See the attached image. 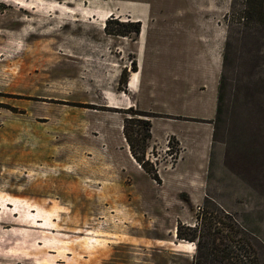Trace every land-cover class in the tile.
Wrapping results in <instances>:
<instances>
[{"label":"rangeland","instance_id":"rangeland-1","mask_svg":"<svg viewBox=\"0 0 264 264\" xmlns=\"http://www.w3.org/2000/svg\"><path fill=\"white\" fill-rule=\"evenodd\" d=\"M130 1L151 15L136 84L133 53L118 83L107 49L133 48L132 25L108 17ZM229 1L0 0V264H192L174 226L188 233L206 204L264 264V98L235 80L215 115ZM106 20L126 37H95Z\"/></svg>","mask_w":264,"mask_h":264},{"label":"trees","instance_id":"trees-1","mask_svg":"<svg viewBox=\"0 0 264 264\" xmlns=\"http://www.w3.org/2000/svg\"><path fill=\"white\" fill-rule=\"evenodd\" d=\"M226 33L221 50V69L216 86L215 115L221 109L223 95L227 88L233 87V81L245 85L251 82L253 94L257 98H264V0H230L229 9L224 14ZM103 25L105 32H110ZM122 24H131L135 35L139 31V21H122ZM125 35V31L116 32ZM130 70L135 72L136 63L130 61ZM247 68L244 76L241 70ZM237 75V79L233 75ZM127 69L121 68L118 83L124 81ZM117 89L125 90L118 84ZM123 111H132L139 115H149L148 110L133 108L131 105L122 108ZM140 119L143 130L140 139L143 143L150 137V122ZM123 134L127 139L132 157L140 167L153 179L158 180L156 168L147 165L142 156L138 155L125 125ZM177 140L174 135H169L167 142ZM171 146V145H170ZM169 148V146H168ZM181 224L174 226L175 235L195 242V252L192 255V264H259L256 253L247 236L246 230L239 222L231 219L228 212H221L217 207L204 205L195 215V223L188 225L189 232L183 234Z\"/></svg>","mask_w":264,"mask_h":264},{"label":"crops","instance_id":"crops-1","mask_svg":"<svg viewBox=\"0 0 264 264\" xmlns=\"http://www.w3.org/2000/svg\"><path fill=\"white\" fill-rule=\"evenodd\" d=\"M132 2V4L130 6L128 5H116V7H114L113 9V17L109 19H118L119 21H134V20H138L139 21V31L138 33L135 35V37L131 38L130 40L133 41V48L130 49V50H124V47H123V43L124 41L122 40H119L118 42L116 41L115 42V45H113V48H111V45H108L107 46V49L109 51V53L111 54L112 52V55L111 57L108 59V62L111 63V64H117V66H124V67H127L126 69L128 70V66L124 63H122L123 59H122V55L124 53V51L128 52V51H131L133 53V57L135 58V62H136V70H134L135 72H133V76H134V84L137 83V79L140 78V75H139V69H140V60L143 58V54H144V44L141 40V36H142V33L144 32L145 28H146V23L148 21V19L151 17V15L149 14L148 12V7L145 6V2L143 1H130ZM129 7V8H128ZM111 9H109L108 11H110ZM110 15V13H109ZM123 18H121V17ZM107 17V19H108ZM120 17V18H119ZM104 22V20H103ZM103 22L100 24V26H98L97 30H95L94 32V36H98L99 34H102V35H105V37L107 39H113V36H119L120 38H123V37H126V34L123 35V34H115V33H110V32H105L103 30ZM125 52V53H126ZM132 70L129 69V72H131ZM140 82V80H139ZM139 84V83H138ZM137 84V85H138ZM135 88V87H134ZM129 89L130 92L136 94L138 93V90L135 89ZM145 108V107H144ZM144 110H148V108H145ZM207 115L206 114H200L199 116L197 117H206ZM153 128H151V133H153L152 130Z\"/></svg>","mask_w":264,"mask_h":264}]
</instances>
